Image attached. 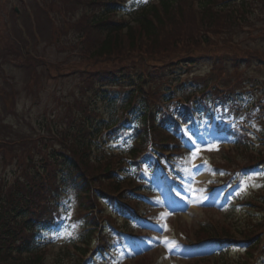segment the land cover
<instances>
[{
  "label": "trees",
  "instance_id": "trees-1",
  "mask_svg": "<svg viewBox=\"0 0 264 264\" xmlns=\"http://www.w3.org/2000/svg\"><path fill=\"white\" fill-rule=\"evenodd\" d=\"M119 2L32 0L34 22L25 20L27 33L62 53L57 62L23 55L24 40L18 45L6 40L7 53L23 61L28 84L36 90L49 76L71 78L74 86L67 98L57 99L62 104L56 112L44 110L35 121L39 130L31 129L30 117H22L28 133L17 140L29 142L33 155H15L8 147L12 142L0 140V163L8 158L17 166L12 177L0 180V264H41L32 234L49 217L59 215L66 197L79 228L72 239L73 253L62 249L57 262L68 259L67 264H78L82 245L88 247L99 229L103 200L134 201L138 188L123 172L133 170L139 176L140 164L149 161L157 166L164 152L177 149L174 133L180 131L170 119L172 114L178 111L188 118L192 108L207 109V94L214 102L223 101L237 84H244L240 78L245 68L264 69V52L242 47L253 32L264 36V0H158L128 17L119 15ZM24 16L28 18L27 13ZM198 61L209 64L208 77L193 78L189 87L175 77L169 83V78L189 72L187 68ZM39 67L44 68L37 71ZM161 84L169 89L160 92ZM153 87L156 93L150 99ZM180 93L182 103L175 96ZM256 106L253 115L263 121L264 105ZM6 108L15 115L11 101ZM153 109L172 133L154 122ZM230 132L234 134L233 129ZM124 134L131 136L126 151L115 155L107 144L123 140ZM237 137L234 149L217 163L218 169L238 167L239 162L264 163V139L262 150L249 151V137L244 132ZM259 206L264 211V196ZM245 218L249 224L238 225L237 232L247 244V253L237 264L256 263L254 240L264 231L260 230L264 221ZM205 227L196 231L198 238L214 234Z\"/></svg>",
  "mask_w": 264,
  "mask_h": 264
},
{
  "label": "rangeland",
  "instance_id": "rangeland-1",
  "mask_svg": "<svg viewBox=\"0 0 264 264\" xmlns=\"http://www.w3.org/2000/svg\"><path fill=\"white\" fill-rule=\"evenodd\" d=\"M130 2L129 5H132V7H136L139 3L138 0H128ZM13 7H17V9L20 8L19 6V0H0V15L3 12V15L8 13L10 15L11 10ZM21 9V8H20ZM1 24V19H0ZM0 36H2L1 27H0ZM259 41L260 39H247L245 44L250 48L251 42ZM261 43V42H260ZM259 43V44H260ZM261 48L264 50V45L261 46ZM33 54L36 57L53 61L56 58V54L54 51L50 49H46L44 46V43H40L37 51H34ZM61 58V57H60ZM203 68L200 67L199 70ZM13 70V69H12ZM206 70H203L200 73L205 72ZM18 72L14 71L12 74L17 75ZM1 86V85H0ZM48 91L52 90L55 85L52 80L47 81ZM23 87V81L21 82V86L18 88L21 90ZM66 88V87H65ZM64 88V89H65ZM20 99H23L21 105L18 107L19 113L21 114L23 109L24 111L27 110V107L29 106V103L24 105L26 102H29V98L27 97L26 93H23V91L20 93ZM43 103L40 106V109H42ZM38 109L35 108L32 112V114L38 116ZM15 122L17 120L15 119ZM4 130L8 131L10 134L14 135L13 139H17L18 137L16 135H22L23 132H18L19 127L10 130L6 127H3L0 125ZM207 137V144L205 145V142L199 139L194 140V147L191 149L194 151L193 155H190L189 157L182 160V163L184 164L186 170L190 174V179L186 185V192L183 193L184 197L181 198L179 205L177 206L176 210L174 211L171 208L170 204H164V208L159 209L158 216L160 221H156L155 225L157 226L156 229L149 228L152 231H154V234H152V239L154 243L157 245V247L161 250V252L166 256L169 262L166 263V261H163L159 264H185L186 259H189L191 255H198V256H205L207 257V262L209 264L211 257L208 256V254L212 253L213 251L207 250V248L202 249H186L181 247L180 245H183L182 241L180 239H183L184 241L187 240L185 236H187V233L189 230L196 229L197 226L200 225H206L209 227V229L213 230V227L217 231L224 230L228 224L227 221H224V218L227 219H234L236 222H230L231 224H237L238 221L244 220L241 216L242 211L239 210V207H235L233 210H227L226 213H223L224 204L220 203L221 198L215 197L216 194L213 193L206 201V198L208 194L210 193V187H205L203 185V182H212L213 185L216 186V177L212 175V169L207 163V161L211 160L213 163H216L218 159L222 156V152L219 154L218 147L220 145L229 147L231 145V141L229 139H221L220 137L214 138L212 134L206 135ZM211 138H213L211 140ZM215 142V147L213 148L210 146L212 143ZM217 155V156H214ZM214 156V157H213ZM250 182H243L242 186H238L237 190L244 189L252 186L253 188H257L260 186L259 181L257 178H249ZM177 195V193L180 192H173ZM219 196V194H218ZM176 197V196H175ZM213 204L212 206H210ZM218 204V205H217ZM217 205V207H216ZM213 207V211H210V208ZM146 210L147 214H151L150 210H152L150 207L146 206L144 208ZM144 212V213H146ZM244 212V211H243ZM252 212V211H250ZM254 213V212H253ZM180 215L181 218L176 219V215ZM223 222V225L221 226L219 223ZM222 227V230L218 229ZM184 229V230H182ZM74 230L70 227H63L62 229L57 230L52 237H51V245L53 246L52 252L54 255L57 253V250L60 248V245H63V243L69 238V233L72 234ZM145 234H148V232H144ZM231 234L234 236V238H237L236 234L231 232ZM185 235V236H184ZM71 236V235H70ZM182 237V238H181ZM147 247L146 243H140L137 246H134L132 242H128L126 246V251L123 252V254L115 261L113 264H124L128 263V261H133L136 256V252H142L145 251ZM154 255L151 256L155 258L162 257V255L157 251L156 247H153ZM58 256V254H57ZM55 257V260H51L50 264H67V260H63L61 262H57V258ZM243 256L236 251H233L231 253V258H235L236 260H232L234 264H237V260L242 258ZM54 258V257H53ZM132 258V259H131ZM50 261V259H42L41 263L46 264ZM121 262V263H120ZM198 263V262H197ZM199 264H206L205 263H199ZM220 264H222L220 262Z\"/></svg>",
  "mask_w": 264,
  "mask_h": 264
},
{
  "label": "snow or ice",
  "instance_id": "snow-or-ice-1",
  "mask_svg": "<svg viewBox=\"0 0 264 264\" xmlns=\"http://www.w3.org/2000/svg\"><path fill=\"white\" fill-rule=\"evenodd\" d=\"M68 235H69V237H70L71 234L69 233Z\"/></svg>",
  "mask_w": 264,
  "mask_h": 264
}]
</instances>
